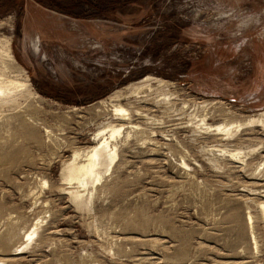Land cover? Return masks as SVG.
<instances>
[{
	"label": "rangeland",
	"instance_id": "obj_1",
	"mask_svg": "<svg viewBox=\"0 0 264 264\" xmlns=\"http://www.w3.org/2000/svg\"><path fill=\"white\" fill-rule=\"evenodd\" d=\"M244 9L264 0H0V79L30 83L0 104V153L19 149L0 234L23 251L0 264H264V24L241 31ZM114 103L133 128L75 198L64 164L122 123Z\"/></svg>",
	"mask_w": 264,
	"mask_h": 264
},
{
	"label": "bare ground",
	"instance_id": "obj_2",
	"mask_svg": "<svg viewBox=\"0 0 264 264\" xmlns=\"http://www.w3.org/2000/svg\"><path fill=\"white\" fill-rule=\"evenodd\" d=\"M4 52H5V56H6L7 60L9 62L13 63L14 58H13V55L11 54V50H10L8 44L5 45ZM150 81H152V82L156 81L158 83H161L162 79H157L156 77L146 75L143 78L131 83L133 91H137L138 89L142 88L145 85L149 86L151 84V83L149 84ZM29 85H30V83L28 81V78L25 79L24 81L9 80L8 83H6L5 80L0 79V104L3 105L5 103L14 101V96L16 94L11 92V88H16L18 86H21L24 89V88H28ZM160 85H162V84H160ZM129 89H130V87H129ZM119 93L120 92L118 90L112 92L109 95L110 101H113L114 97L119 96L120 95ZM138 93H140V92H138ZM32 94L33 95H39L35 91L32 92ZM135 95H137V94H135ZM143 102H145V101H143ZM99 103H102V102L99 101ZM112 108L114 111L113 114H120L119 119L122 123L115 124V123H113V119H111V120L107 121L106 123L101 124V126L98 127V130L94 133V140L88 146V148L83 150V151L82 150L81 151L75 150L71 156V159H69L64 164L62 180L65 181L66 183H69V184L75 183V185L72 186L74 189L70 190V193L75 198L82 197L83 194L88 191V187H94V185H96L98 183V181H100L101 178H103L105 173L109 170V167L111 166V164L117 158V156L119 154V147L117 146V143L114 142V140L116 139L117 135H119L121 133V130L124 129V124L126 123V125H128L125 127L133 128L132 121L127 119V117L126 118L124 117L125 115L129 114V111L127 108L123 107L120 104H115V103L112 104ZM253 117H255V118H253ZM263 117H264V112L261 114H258L256 116H251L250 119L248 118V121L249 122L261 121L263 119ZM201 118H203V117H201ZM204 118H205V116H204ZM125 119H127V120H125ZM204 122H205V120H204ZM210 125L207 127L210 128V130H212ZM24 127H25L24 134H26L27 136L28 135L34 136V132L30 128V126L25 124ZM207 127H206V129H207ZM213 129L215 131L217 130V132L218 131H225L226 134H228L230 132L229 128L226 127L225 123L224 124H217L214 126ZM18 150L19 149L0 153V160H2V161L3 160H13L15 158L16 154L18 153ZM45 182L46 181H44V183ZM263 209H264V206H263ZM1 217H3V214L1 213V209H0V218ZM10 217H11L10 215H7V217H5V218H6V220H10ZM248 218L251 219V216L249 215ZM39 223H40L39 221L32 223V227H34L33 230L32 231H29V230L26 231V233H25L26 238L22 239L20 245H18V248H20V246L23 245L28 240V238L34 232V229H36V226H38ZM8 224L10 225L11 223L9 221H7L6 225H8ZM0 232H1V230H0ZM13 232L14 231L9 227L0 234V248L2 249V252L4 251V257H5L4 259H11V258H13L12 255H17V254H20L23 252V251H18V250L10 251V252L8 251L9 250L8 247L11 244L10 241H11V238L13 236Z\"/></svg>",
	"mask_w": 264,
	"mask_h": 264
},
{
	"label": "clouds",
	"instance_id": "obj_3",
	"mask_svg": "<svg viewBox=\"0 0 264 264\" xmlns=\"http://www.w3.org/2000/svg\"><path fill=\"white\" fill-rule=\"evenodd\" d=\"M240 20L241 31H246L252 27H260L264 24V12L244 9L241 11ZM257 34L258 36L261 35L259 32Z\"/></svg>",
	"mask_w": 264,
	"mask_h": 264
}]
</instances>
